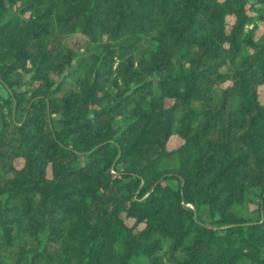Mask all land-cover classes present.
Listing matches in <instances>:
<instances>
[{
    "label": "trees",
    "instance_id": "1",
    "mask_svg": "<svg viewBox=\"0 0 264 264\" xmlns=\"http://www.w3.org/2000/svg\"><path fill=\"white\" fill-rule=\"evenodd\" d=\"M262 85L264 0H0V264H264Z\"/></svg>",
    "mask_w": 264,
    "mask_h": 264
},
{
    "label": "rangeland",
    "instance_id": "2",
    "mask_svg": "<svg viewBox=\"0 0 264 264\" xmlns=\"http://www.w3.org/2000/svg\"><path fill=\"white\" fill-rule=\"evenodd\" d=\"M262 32H263V27L262 25H260L255 31L256 36L259 37L262 34ZM0 92L3 93L2 90H0ZM259 100L261 103H264V85L260 86L259 88ZM178 142H179L178 139L173 137L171 142L169 143V146L176 145ZM200 220H203L205 222L207 221V218L205 217L203 213L200 214Z\"/></svg>",
    "mask_w": 264,
    "mask_h": 264
}]
</instances>
